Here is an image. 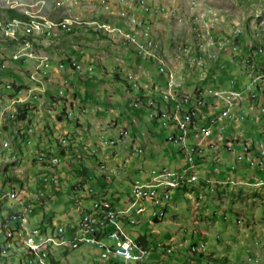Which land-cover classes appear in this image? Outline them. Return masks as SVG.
<instances>
[{"label":"rangeland","instance_id":"rangeland-1","mask_svg":"<svg viewBox=\"0 0 264 264\" xmlns=\"http://www.w3.org/2000/svg\"><path fill=\"white\" fill-rule=\"evenodd\" d=\"M129 1L133 2L134 0ZM110 2L112 5L107 7L102 0H0V26L4 27L5 30L10 24L17 23L21 25L25 19L22 15L11 17L10 9L27 15L28 18L25 20H28V22L37 19L46 21V25L50 26L52 24L53 29L52 34L46 35L39 31L29 33L24 38L5 37L1 34L4 33V30H0V136L6 137L5 145L9 146V143H11L6 151L0 150V182L3 184L11 180L5 183L7 190H10V185L13 184L17 190H24L27 196L26 201L31 200L35 203V211L32 214L29 213L26 217L30 227H40L38 225L44 222V217L47 221L51 218L54 225L53 227H48L53 232L59 225H67L73 218L75 219L79 216L78 205L82 209L92 207V199H86V190L83 188L75 190L71 188V185H77L78 183V171L80 169L86 170L84 168L86 160H73L74 169H70L68 172L62 171L63 176L68 174L69 179L64 177V183L63 180L58 181L59 186L61 182L63 183L61 189L55 186L47 187L45 189L46 195L43 196L45 201L42 205L37 199L41 192V186H39L38 182L43 180L42 173L44 172V170L42 171L44 164L41 161L50 162L49 160L54 156L47 159L42 154L40 155L41 158L39 157L40 161L38 155L41 152V148L35 145L33 139V144L27 145V151L24 153L20 151V143L22 141L20 132L17 129L20 126H25V129L32 130L33 126H37L36 114L41 108L45 110L43 111V117L49 115L48 111L53 115L61 110L60 106L51 107L54 102L49 98L48 93H51L52 89L49 86H43L44 81L50 77V74H48L50 70L52 69V72L57 74L55 68L64 71V67L68 66L67 64L74 69L81 70L85 66L79 59H82V61H95V66L90 71L94 75L92 78L94 84H97L102 95L96 96L91 104L88 105V109H92L102 103L105 108H112L109 113L110 119H117L120 117L118 114L114 115L117 110V102L120 101L118 100L120 98L124 100L125 90L127 89V83L124 79L125 73L121 69V65H124V57L149 66V62H151L149 59L154 58L142 52L141 45L134 46L148 59L133 51L132 45L126 47V52H124L121 47L125 45L122 46L111 40L109 37L111 33H104L105 35L101 36L87 30L88 27H93L91 24H87L86 20L107 21L109 19L114 23H118L121 20L116 13V10L120 8L118 6L119 0H110ZM164 6L167 11L163 9ZM149 16L158 29V38L153 34L154 40L156 43H160L162 47L164 44L167 51L175 55L181 43L187 42L192 47L193 44L189 39L196 38L197 41H199V38L203 39V33L207 34L208 28H211L210 33H213L216 37L230 38L226 40L228 43L226 46H224V40L219 42L217 40L216 44L218 50L230 56L225 59L227 66L232 69L228 77L238 76L240 73L245 72L248 67L246 61L251 59L247 57L245 61L243 59L245 57L243 51L249 49L248 47L253 49V47L259 46L264 40V0H155ZM124 20L127 25L120 26V33L128 32V28L132 23V15H128ZM61 22H65L71 27L65 28L60 25ZM150 29L152 30V28ZM239 29H242V31ZM234 44H238V48H234ZM100 52L104 57V62L107 63L105 64L107 73L97 63L99 58H101L99 56ZM170 56L172 55L170 54ZM162 58L165 59L164 57ZM159 60L164 62L160 58L154 59L153 66L155 65L156 68L150 69L151 79L154 77L156 80H160V77H162L158 70ZM218 63L221 65L222 62ZM130 65H133V62ZM228 68L225 69V72H228L226 71ZM235 68L237 69L235 70ZM134 69L138 71V65ZM181 71H184V69L182 68ZM117 74H120L122 78L116 79ZM51 77L56 78L52 74ZM128 79L130 80L129 77ZM139 82H146V79L141 77ZM228 83L230 84L229 81ZM185 86L189 91L194 89L193 86L190 87L188 84ZM196 86V88H204L198 86V84ZM132 91V97L125 103L129 107L130 114L134 111H141L149 119V110L147 111L143 106H134L133 97L138 92L135 88H132ZM55 92L52 93L53 97L62 95L64 91L63 89H58ZM260 95H262L261 97H263L264 101V93ZM69 99H71L70 96ZM19 106L29 109L26 119L19 118V114L22 113ZM39 118H42L41 115H39ZM52 118L54 119V117H49L50 120L46 119L49 120L48 124H52L51 126L53 127L54 121L51 120ZM150 121H152L158 132L163 131L160 142L168 151L172 152L171 143L169 144L165 141L166 136L171 132L170 128L163 125L161 119L156 124L155 119ZM4 124H6L5 128H8L7 124H12L17 129H12L6 134L3 132ZM43 125L46 126L47 124L43 122ZM249 125L252 126V138L264 140V134L260 127L255 126L248 120L242 124V126ZM51 133L50 137H53L54 140L60 134L56 129L54 132L51 131ZM48 134L49 132H47ZM120 134L124 136L127 132L125 129H121ZM44 135L46 137V133ZM61 139L64 145L68 146V142L65 143V138ZM111 141L113 142V139ZM244 143L250 142L245 141ZM78 147L80 149L76 152L78 153L76 156L83 160L86 157V151H83L81 146ZM173 149L175 150L177 147ZM52 151H54V154L61 156L57 169L63 170V164L68 160V156H62L57 146L52 148ZM52 151L47 149L48 153H53ZM219 151L212 156V153L208 152L210 157L208 161L209 167L221 166L220 163H217V159L221 153L225 155L226 151L223 147ZM176 155L180 159L184 158L183 154L179 152ZM213 160L215 161L213 162ZM69 165L73 168L71 163ZM197 166L198 173L200 172L199 177L201 178L203 166ZM158 167L161 166L153 167L150 170V175H154L153 170H157ZM7 173H12V176L6 175ZM93 179L89 180L87 185L85 184L86 188L89 185H97L96 188L98 187L97 180L95 177ZM248 181L249 183L246 184L248 189L241 182L235 185L233 182L221 181L214 183V187L212 183L209 188H207V185L204 186L203 192L195 188L198 185V183H195L189 191L185 192L186 194L178 196V207L174 208L171 206L163 221H154L152 214L150 215L152 221L142 218V220L148 221H144V223H147L145 231L148 232L150 238V252L147 258L154 257L152 258L153 264H264V248L260 252L258 251L259 248H254L257 239H262L264 242V185H255L250 179ZM196 182H200V180L198 179ZM104 184L109 186L108 197L110 199L113 198V195H116L115 187L122 191L123 199L128 198L126 192L129 191L130 187L127 182L121 183L114 177L104 181ZM238 187L244 188L245 191H237ZM250 192L251 196H249ZM49 193H52V197L47 196ZM5 197L8 199H3L0 206L3 205L2 210L6 213L11 207L13 200L8 196ZM175 197V193L172 194V202L175 201ZM217 197L218 199H216ZM23 201L24 198H21V203ZM246 205L248 208L245 207ZM234 206L238 207L234 208ZM238 209H241V211H238ZM94 211L95 209H92V212ZM175 214L179 217L174 218ZM131 215L139 218L138 216L141 214L132 213ZM238 217L242 219L240 223L237 221ZM255 221L260 225L256 233L249 230L252 224L256 225ZM124 222L125 220L121 221L123 227L135 235L140 224L135 226L133 222H130L131 224H125ZM197 225H201L206 230L204 236H195L198 242L206 243L204 248L206 257L200 254V250L193 252L190 249L195 241L192 233ZM106 237H109V235L105 234L104 240H106ZM223 237L229 243L232 240L233 244L228 246ZM3 238L5 239V236L0 227V241H4ZM159 243L160 245H158ZM169 245L173 248L172 253L166 252ZM259 245H261V242ZM67 246L63 244V247L60 246L61 249L58 246L53 247L51 250L53 253L55 252L61 264H106L99 259V256L102 255L100 249L94 244L82 242L78 247H72V244H67ZM213 251L218 253L217 255L219 256L226 254L230 257V262L210 260L209 256L213 254ZM11 252L5 257L0 256V264H24L22 259L28 253L27 247L21 244ZM256 258L259 259V262H256ZM120 261L124 260L121 259Z\"/></svg>","mask_w":264,"mask_h":264},{"label":"crops","instance_id":"crops-1","mask_svg":"<svg viewBox=\"0 0 264 264\" xmlns=\"http://www.w3.org/2000/svg\"><path fill=\"white\" fill-rule=\"evenodd\" d=\"M137 12L143 14L141 10ZM143 15L146 16L145 18L151 25L154 36L158 38L157 36L158 29L157 26L154 24V21L151 19L149 15L147 14H143ZM189 41L194 45L199 42L197 41L196 38H191L189 39ZM114 42L119 43L118 41H114ZM119 44L122 46L125 45L124 47H121L124 52H126V47H130L126 42ZM248 48L249 49H245L243 51V54L245 56L244 58H246V56L251 55V53L254 52V48L253 49L251 47ZM133 51H135V48H133ZM220 52L221 50H218L219 55H217L215 59H211L208 61L207 65L204 67L205 75L201 76V71L199 67H197L196 65H192L189 62L186 63V61H182V62L178 61L176 59V55L171 52L169 53L167 51L166 46L164 47V44L163 47L156 49L157 55L167 59L172 67L176 66L175 68L180 71L182 68L184 69V71L181 72H184L185 74V75L183 74L185 77V81L178 90V93H184L189 91L188 88L185 86L186 84H188V86L190 87L193 86V88H196L197 84L198 86L200 85L202 87H206V86H212L214 88L229 87L232 86V83L230 81L232 78L237 79L235 86L239 88L244 87L246 80H248V78L250 77L251 66L248 65L247 69H245V72L242 74L240 73L238 76L228 77L232 69L229 66H227L226 64L227 61L225 59L229 58L230 56L224 52L223 53ZM196 53L197 52H195V54ZM170 54L172 56H170ZM99 56L101 58H99L97 63L101 65L103 70H105V73H107V69L105 65L107 63L104 62V57L101 52ZM255 57H256V64L258 65V68H260L259 66H261L264 63V54L259 53L256 54ZM79 60L84 64L85 66L84 69L82 68L81 70H77L69 66V64H67L68 66L64 67L65 69L64 71L55 68L57 74L56 73L54 74V72H52L53 70L51 69L50 73H48L50 74V77L44 81L43 86L44 87L49 86L52 89V92L48 93L49 98L52 99V101L54 102V104L51 107L54 108L60 106L61 110L59 111V113H55L52 115L51 112L48 111L49 115L43 117L44 116L43 111L45 110L41 108V110L39 112L37 111L36 114L37 116L36 123H38V125L35 127L31 125L33 126L32 130L25 129V126L24 127L20 126L17 129L16 126L12 124H7L8 128H5L6 124H4L3 132L7 134L12 129L15 128L20 132L21 141H22L20 143L21 144L20 151L22 153L28 150L27 147L28 144H33L32 139L35 145L41 148L40 149L41 152L45 150V152L48 153L47 149L52 151V148H55V146H57L61 151L62 156L63 155L68 156V160L65 161L64 163L65 165L63 164V170L59 169L61 173L62 171L68 172L70 169H74L73 160L76 161L86 160L85 161L86 165L84 166V168L86 169L85 173L83 174L77 173L78 181L80 182L82 179H86V182H88L89 180H94L93 178L95 177V179L99 184L97 188H96L97 185L95 186L89 185L94 187V194L92 195L88 193V189L86 188V193H85L86 199L90 198L92 199L91 201H93V199L96 196L109 198L108 197L109 196L108 191H110L109 186L105 185L104 181L116 177L119 181H121V183L127 182L130 187L129 191L126 192L128 198L123 199L124 197L122 191L115 187L116 195H113V198L111 199L117 208H125L132 199V183L136 177L148 179L150 176V170L156 166H161V167L168 166L167 168L170 167L169 169L172 168L182 169L187 165V159L185 154L181 151V147L168 141L167 140L168 135H167L165 141H167L169 144L171 143L170 147L173 150L172 152L168 151V149L164 147L160 142V137L163 136V131L158 132L157 129L154 127L152 121H150L152 119H155L156 120L155 124H156V122L159 121L160 119L158 117H154L151 115L152 112L156 114L159 113L157 111L154 112V110L163 111L166 109L173 108V106L175 105L174 100L172 99L164 100L162 98V93L164 92V90H166L167 74H163L160 72V74H162L160 80L159 79L156 80L154 77H153L154 79L153 78L151 79L150 69L153 70L156 68L155 65L153 66V63L155 62L154 60L149 59L151 60V62H149L150 64L149 66V65L139 64L138 62L132 59L129 60L126 57H124L123 60L124 65H121V69L124 70L125 73L124 79L127 83V89L125 90L124 100H122L121 98L118 99L120 101L117 102V110L114 113V115L118 114L120 117L117 119H110L109 113L112 111V108H105V106L102 103L97 106H94L92 109L91 108L88 109V105L91 104L93 99L96 96L102 95V93H100L97 84H94V80L92 79L94 75L93 73H91L90 71L91 69L89 68V66L91 65L93 67L95 66V61L94 62L92 60L82 61V59ZM131 62H133V65H130ZM218 62H222L221 65H219ZM235 63L238 65L237 62ZM137 65H138V71H135L134 68ZM226 68H228V70L226 71H228L229 73L225 72ZM236 69L237 68H235V70ZM129 73H132L138 81L139 78L141 77L145 78L146 82L143 83L139 82L138 84V82L135 80L134 86H138V85L139 86L138 87L131 86L130 81L127 79V75ZM51 74L52 76L55 75V77L58 79L51 77ZM121 78L122 77L120 74L116 75V79H121ZM56 80L59 82H57ZM228 81L230 82V84L228 83ZM194 84H196L195 87ZM132 88H135L138 92V94H136L135 97H133L134 98L133 104L135 101H139L141 99L142 101L140 100V105L136 107L143 106L147 111L149 110V116H150L149 119L141 111H134L132 114H130L131 112L129 110V107L125 103L130 97H132L131 96V93L133 92ZM58 89H63L64 91L63 94L53 97L52 93H56L55 90ZM260 90H261V94H263L264 84L260 86ZM157 95H159V97H157ZM66 96L68 97V100ZM69 96L71 97V99H69ZM150 99L156 101L157 107L155 109L148 106L147 103ZM209 100L215 103V106L214 107L206 106L205 111L209 113L219 111L220 105L217 103V100H215L214 98H209ZM243 105L245 110H241V111H244L246 114V119L243 120V122L248 120L255 126H258L264 130V110H262V107L264 106L263 97H259V99L256 100L255 102L249 101L248 99H244ZM39 115H41L42 118H39ZM49 117H54L55 119V120L53 118L51 119L54 121L53 127L51 126L52 124H48L50 120ZM46 118H48L49 120ZM86 118H87V123H86ZM43 122L46 123L47 125L44 126ZM243 122L237 121L235 120V118L232 117V118H227L224 123L215 124L212 136L203 143V152L201 153V155H199L197 160V165L203 166L201 180L199 179L200 182L188 183V180L185 179L183 181V185H185L184 187L175 189V188H170L167 185L163 186V190L166 193H169L171 192V190H173L172 194L175 193L176 195L175 197L176 203L175 201L174 202L171 201V199H173L172 197L167 202L166 204L167 213L169 212V208L171 206L174 208L178 207L177 205L178 196H183L184 194H186L185 192L189 191L195 183H198V185L195 186V188L203 192L204 186L207 185V188H209L213 184L214 187L215 185L214 183H216L215 181L217 179L223 180L224 178L227 177V174H233L235 178L239 177L240 179L243 180L246 179L255 180L257 175L264 176V171H260V170L258 171L256 169H252L249 167V165L246 162L238 163V166L235 169H233L234 170L233 172L230 173V163L234 159V153L226 149L225 147L226 143L230 140L231 142H233L236 149L239 150L242 145L241 143H239L238 139L240 140L246 138L252 139L251 136L252 126L251 125L242 126ZM200 123L205 124L206 118L200 120ZM55 129L60 134L59 136L55 137L54 140L53 137H50V133L51 131L54 132ZM121 129H127V134H125L124 136L121 135L120 134ZM17 130L16 132H18ZM47 132H49L48 135ZM45 133H46V137H44ZM69 133L70 135L68 136ZM63 137L65 138L66 141L65 143L68 142L67 143L68 146L64 145L61 139ZM111 139H113V142L111 141ZM5 140L6 137L3 138L2 136H0V141H1L0 146H2L0 147L1 151H6L11 145V143L9 142H8L9 146L5 145ZM191 141H193V138L191 139ZM257 141L261 142V140H257ZM78 146H81L82 150L86 151V157L83 160L82 158L76 156L78 155V153L76 152H78L80 149ZM138 147H142L143 151L142 152L138 151L137 150ZM172 147L173 148L177 147V149L174 150ZM222 147L225 149L226 153L225 155H222V153L221 155H219L221 157L220 161L222 162V164L218 170H215L214 169L215 167L208 166V161L210 160L208 152H211L212 153L211 156H212L215 154V152H220L219 150ZM52 152L54 153V151ZM178 152L183 154L184 157L183 159H180L176 155V153ZM214 161L215 160H213V162ZM70 163L73 165V168L69 165ZM101 164H105V167L102 168ZM72 172L75 173L74 170H72ZM6 175L12 176V173L11 174L7 173ZM64 177L69 179L68 174L63 176L62 179L63 183L65 181ZM10 181L11 180H8L6 182H10ZM6 182H4L3 184L2 182H0V203L2 202L3 199H8L7 197L4 196L5 192L7 191L6 189L7 185L5 184ZM63 183L61 182V185L59 186L58 185L59 183L54 185L53 183L45 184L42 182H38L39 186H41L44 190L47 187H52V186L61 189ZM76 187L77 185H73V186L71 185V188L74 190L76 189ZM244 187L248 189L247 186ZM237 191L244 192L245 189L238 187ZM20 197L26 198L27 196L25 192H23L22 194H20ZM216 199H218V197ZM11 203L12 205L6 213L2 210L3 205L0 206V222L3 220L6 221L9 214L12 211L16 209H17L16 211H20L24 207L23 205L29 204V201H26L24 199V201L21 203L20 201L13 200V202ZM145 203L147 205V210H145L143 213H141V215L138 216L139 217L138 222L140 223L138 229H139V234L144 235L142 236L143 238L146 237L148 246H150L148 239L149 235L148 232L145 231L146 230L145 226L147 225V223H144V221L148 222L145 219L152 221L150 219V215L152 214L153 205L149 201ZM90 207H86V208H90ZM236 207L238 206H234V208ZM245 207L248 208L247 205ZM238 211H241V209L240 210L238 209ZM140 216L143 217L140 218ZM174 216H175L174 218L179 217L177 214H175ZM142 218L145 219L142 220ZM75 219L73 218L69 223H72ZM43 221H44L43 224L49 223V220L47 221L45 217ZM160 221H156V222H160ZM196 223L198 222L196 221ZM254 223L256 225L252 224L253 227L252 226L249 227L250 228L249 230H252L256 233L258 231V228H260L259 227L260 225L257 221H255ZM43 224L41 223L39 225H43ZM44 228L49 231V228L46 227ZM193 231H194V239H195L194 242H198V239L196 238L197 236L201 237L206 234V230H204L201 225L195 226ZM223 240L226 242V244H228V246L233 244L232 240H230V243L224 237ZM259 244L256 242V244H254L255 245L254 248L255 249L259 248L258 251L260 252L264 248L263 240L261 241V245ZM217 254L218 253L213 251V254L209 256V259L213 261L221 259L223 260V262H228V263L230 262V257L227 256L226 254H222L221 256ZM204 257H206V255H204ZM152 258L154 257L147 258L145 264H153Z\"/></svg>","mask_w":264,"mask_h":264},{"label":"built area","instance_id":"built-area-1","mask_svg":"<svg viewBox=\"0 0 264 264\" xmlns=\"http://www.w3.org/2000/svg\"><path fill=\"white\" fill-rule=\"evenodd\" d=\"M155 0H134L130 2L129 0H119L120 8L116 10V13L122 18L123 13H130L132 15V23L128 28V33H120V25L112 24L107 21H99L97 26V31L111 33L115 38H121L132 45L148 44V35L143 34V29H140V20H147L144 16L139 15L135 12L136 8H141L142 10L149 11L152 9V5ZM112 5L110 0H107V7ZM165 9V7L163 8ZM34 30L41 31L39 27H30ZM90 28V27H88ZM4 30L6 37L14 36L15 38L22 37L21 29L18 28V24L15 23L12 26H8L5 30L4 27L0 26V30ZM241 31V29H239ZM207 34L203 33V39L199 38L197 44H193V57L192 59H187L186 63L189 62L192 65H196L201 70V76L205 75L204 67L207 65L208 61L215 59L218 55V49L216 48L217 40H224V46L228 43L227 39L216 37L213 33H210L211 28H208ZM53 29L51 28V34ZM236 48L235 45H233ZM257 51L264 52V45H260ZM195 52H197L195 54ZM80 66L79 63H77ZM251 66V79L242 89L237 88H226L227 92L233 94V90L241 91V98H236V101H218L220 105V110L217 112H206L204 110L205 105L211 107L215 106V103L207 101H201L200 98L192 90V95L183 96V100H175V93L183 85L185 77L183 72L174 68H167V66L162 65L158 68L159 72L167 74L166 78V90L162 93L164 100L172 99L175 101L173 109L175 111V119L172 122H165L164 110L161 114H154L153 116H158L163 125L171 128V132L167 136V140L175 143L181 147L182 152L185 154L187 159V165L182 169L174 170H161L156 173H167L175 172L178 175L191 174L197 170V157L203 152V143L212 136L214 126L216 123H224L227 118L235 117V119H243L245 117L241 106L242 100L247 95L252 101H255L258 97L254 85L259 82L264 83L263 78V68L259 71L254 70L255 63L249 62ZM133 76V74H130ZM153 99L148 101V105L152 106ZM135 106L140 105V101L134 102ZM237 107L241 109L237 110ZM170 108V107H168ZM206 118V123H200V120ZM127 130V129H125ZM193 138V141L191 139ZM229 148L232 147L229 145ZM142 151L143 148L141 147ZM60 161L55 160L54 162H46V167L52 169ZM246 161L251 167H259L264 169V145L258 146V153H254V149L251 143H243L242 148L235 152L234 164L232 168L236 167L235 163H240ZM219 162V158L217 159ZM219 166H215L217 169ZM61 179V174L58 170L50 172H45L43 174L44 182H57ZM260 180H264L261 178ZM143 182H156L155 174L150 175L148 179H143L141 177H136L132 183V199L123 209H117L114 207L112 202L108 199L100 198L101 207L96 210V216H91L88 223H80V220H74L72 223H67L64 225H59L58 232L55 237L71 238L72 247H78L82 242L93 241L94 245L104 248V256H99L101 261L106 264H119V260H128V264H137V259L140 256H147L149 253L148 249H142V244L137 243L135 236L131 234V240H123L121 237V230H126V228H116L114 225V218L116 216H123L127 218V214L131 212V208H138V213L143 212L146 209L144 202L149 200L154 205L152 213H159V217L165 215V210L163 204L171 197L172 192L169 193H159L148 192L143 189ZM93 190L92 188L90 189ZM46 194L41 191L38 196V200ZM51 195V194H50ZM5 196H8L12 200H17L21 202L20 193L11 188L6 191ZM24 206V213H32L34 211L33 202L29 201L28 205ZM134 218V217H132ZM7 227L11 231H15L16 239L20 233H29V241L32 244H37L40 250L43 251V245L45 243H52L53 241H43L42 236L32 234V228L29 225V221L23 220L22 214H11L10 219L7 222ZM101 230H109V237H106L105 241H98V234ZM54 247V246H53ZM201 247V245H199ZM5 248V247H4ZM5 253H12L10 249H5Z\"/></svg>","mask_w":264,"mask_h":264},{"label":"bare ground","instance_id":"bare-ground-1","mask_svg":"<svg viewBox=\"0 0 264 264\" xmlns=\"http://www.w3.org/2000/svg\"><path fill=\"white\" fill-rule=\"evenodd\" d=\"M128 15H131V14L130 13H123L122 14V16L124 18L127 17ZM61 23L65 24L67 26V28L71 27L65 22L64 23L61 22ZM86 23L91 24V26L95 30H97V26L99 25V20H91V21L86 20ZM12 25H14V24H10L9 26H12ZM120 26H123V25H120ZM30 27H39V28H41L42 34L45 33L46 35H48L51 33L52 24L50 26H47L46 21H42L39 19L33 20L31 22L24 20L21 25L18 24V28L21 29L22 36H25V35H27L29 33H33V32H38V30H34ZM150 28H151V25L149 24V22L147 20H142V21L140 20V29H143L144 35H148V44H145L144 46H142V48H141L142 52H144L146 55L150 56L151 58L154 57V58H157V59L160 58L161 60H163L164 62L159 60V65H160L159 67H161V64H162V65L167 66V68H174L169 64V61H167V60L163 59L161 56L157 55L156 49L159 48V44L156 43V41L154 40L153 32ZM1 34H3L6 37L5 32L1 33ZM35 35H37V34H35ZM219 41L220 40H218V42ZM192 57H193V48H191V46H189L187 42L181 43L178 46V50L176 52V58L182 62V61H187V59H192ZM248 62H253V61L248 60ZM128 77L130 78V80H133L132 83L134 85V81H135L134 76L129 75ZM263 78H264V68H263ZM194 92L200 98L201 101H207L208 96H211L212 98L217 99L218 101H236V98H241V91L240 90H233V94H230L227 92L226 89H217V88H212V87H205V88H194ZM189 95H192V91H187L184 93H175V100H183V96H189ZM153 104H155L154 101H152V105ZM162 112L163 111L159 112L158 114H161ZM154 114H156V113H154ZM164 119H165V122L174 121L175 111L173 108L164 110ZM126 132H127V130H126ZM137 150L142 151L141 147H138ZM58 159H59L58 156H54L49 161L54 162L55 160H58ZM167 167H158L157 170H153V172L155 173V179H156L155 181L156 182H143V189L148 191V192H156L159 190V193H160V189L163 188L164 185L170 186V188H178L180 186H183V181L185 179H187L188 182H193V181L197 180L199 177V173H200V172L198 173V170H195L191 174H184V175H178L175 172L156 173L157 171H159V169H161V170H174L173 168L169 169L170 167L169 168H167ZM259 181L260 182H258V183H263L264 180H259ZM171 192H173V190H171ZM41 199H42V197H41ZM33 207H35L34 202H33ZM100 207H101V200L96 201V199H95L94 203H93V208H92V209H95V211L92 212V210L91 211L84 210L77 217V220H80V223H88L91 219V216H96V210H99ZM131 211L138 212V208H131ZM22 213H23V220L26 221V217L28 216L29 213H24V207L20 211H14L11 214H22ZM154 215L159 217V213H154ZM125 219H127V218H124L123 216H116L114 218V225L116 226V228H124L121 221L125 220ZM130 222L135 223L136 218H130ZM45 227L49 228L48 226H45ZM58 228L55 229L53 232L50 231V228H49V231L44 228L46 230L47 234L45 236L41 235L43 241H53V245H52V243H45L43 245V251H42V250H40V248L38 247L37 244H32L29 241V233H20V235L16 239L15 231H11V229L6 226L5 234H4L5 239L3 238L4 241H0V255L6 254L5 249H10L12 251L13 249H15L16 247L18 248L19 245L22 244L25 247H27V249H28V253L25 256L26 264H51L49 252L53 249V246L54 247L59 246V248H60V246L63 247V244H65L66 246H67V244H72L71 238L55 237L57 232H58ZM103 231L104 230H101V233L98 234V241H105L104 237H102ZM105 231L107 232V235H109V230H105ZM32 234H34V235L39 234L38 229L37 228L32 229ZM121 237L123 240H131L130 231L121 230ZM86 242L89 244H94L93 241H86ZM137 243H140V242L137 240ZM200 245H201V247H203L205 244L201 243ZM98 247L100 249L101 255L104 256V248L100 247V246H98ZM191 248L192 249H198L199 245L193 244V245H191ZM142 249H148V248L143 246V244H142ZM168 251H171V248H168ZM29 253L30 254L32 253V255H29ZM53 254H55V252ZM145 258H146V256L138 257L137 264H143ZM256 262H258V259H256ZM119 264H128V260H124V261L119 260Z\"/></svg>","mask_w":264,"mask_h":264},{"label":"clouds","instance_id":"clouds-1","mask_svg":"<svg viewBox=\"0 0 264 264\" xmlns=\"http://www.w3.org/2000/svg\"><path fill=\"white\" fill-rule=\"evenodd\" d=\"M154 3H155V1H154ZM119 4V3H118ZM119 7H120V4L118 5ZM165 7V6H164ZM163 7V8H164ZM141 10V12L143 13V14H147V15H149V13H150V11L152 10H149V11H145V10H142L141 8H136L135 9V12L136 13H138L137 12V10ZM164 10H166L167 11V9H166V7H165V9ZM139 15H141V16H144L143 14H140V13H138ZM120 17V16H119ZM144 17H146V16H144ZM121 18V17H120ZM107 22H110V23H112V24H117V25H124V26H126L127 24L125 23V20L123 19V18H121V20H119V22L118 23H114V22H112V20L110 21V20H107ZM89 29H91V28H88V30ZM241 31H242V29H241ZM100 32V31H99ZM101 33H108V32H101ZM110 37L111 38H113V40L114 41H118L119 43H124V42H126L129 46H131L132 44H130L129 42H127V41H125V40H123V39H121V38H115L112 34L110 35ZM156 37V36H155ZM157 38V37H156ZM158 40V39H157ZM262 44L264 45V40L262 41ZM262 44H260V45H262ZM235 46H237L236 48H238V44H234ZM259 45V46H260ZM133 46V48H135V51L139 54V55H141L142 57H145V56H143L137 49H136V47L134 46V45H132ZM259 46H256V47H253L254 48V52L253 53H251V55H248V56H246V58L247 57H249L250 59H251V61H253L254 63H255V67H254V70H256V71H259L260 70V68L262 69V68H264V63L261 65V66H259L260 68H258V65L256 64V58H255V55L256 54H259V53H262V54H264V52H260V51H257V49H258V47ZM160 47H162V45L159 43V48ZM145 58H147V57H145ZM246 58H244V60L246 61ZM254 58V59H253ZM148 59V58H147ZM247 63H248V65H249V62L248 61H246ZM250 66V65H249ZM201 71V70H200ZM130 74H132V73H129L128 75H127V79H128V76L130 75ZM134 76V75H133ZM251 79V70H250V77H249V79L246 81V83H248L249 82V80ZM129 80V79H128ZM134 80H136L137 82H138V84H139V81L136 79V77L134 76ZM130 81V83H131V86H133V83H132V81L131 80H129ZM231 83H232V86H229V87H224V88H218L217 87V89H226V88H237V89H242V88H239V87H237V86H235L236 85V81H237V79H235V78H232L231 80ZM245 83V84H246ZM262 84H264L263 82H259V83H257L256 85H254V88H255V90H256V92L258 93V97H257V99L256 100H258L259 99V97H261L260 96V94H261V90H260V86L262 85ZM139 86V85H138ZM138 86H133V87H138ZM200 86V85H199ZM245 86V85H244ZM197 87V86H196ZM202 87V86H201ZM206 87H212V86H206ZM205 88V87H204ZM212 88H214V87H212ZM194 90V89H193ZM163 98V97H162ZM209 98H212L211 96H208L207 97V104L210 102V100H209ZM244 99H248L249 101H252L247 95L245 96V98ZM243 99V100H244ZM141 100V99H140ZM139 100V101H140ZM167 100V99H166ZM243 100H242V102H241V106H242V108H243V110H245V108L243 107L244 105H243ZM255 100V101H256ZM142 101V100H141ZM255 101H252V102H255ZM149 106V105H148ZM206 106H209V105H205L204 106V110H205V107ZM149 107H152V108H156L157 107V105H153V106H149ZM239 108L237 107V110H238ZM241 109H239L238 111H240ZM262 110H264V106L262 107ZM155 111H157V112H161L160 110H154V112ZM241 112H243L244 113V115H245V117L243 118V119H235V120H237V121H240V122H243V120H245L246 119V114H245V112L244 111H241ZM153 113V112H152ZM152 113H151V115H152ZM153 116V115H152ZM154 117H158V116H154ZM159 118V117H158ZM232 118V117H231ZM233 118H235V117H233ZM262 133L264 134V130L262 129ZM168 139V138H167ZM169 141V140H168ZM238 141H239V143H241V145L245 142V141H247V142H250L251 144H252V147H253V149H254V153H258V146H260V145H264V140H262L261 142L260 141H257L256 139H254V138H252V139H249V138H246V139H242V140H240V139H238ZM238 141H236V142H238ZM229 145L232 147V149H230L229 148ZM225 147H226V149L228 150V151H230V152H233L234 153V158H235V152H237L238 150L236 149V147H235V145L233 144V142H231L230 140L226 143V145H225ZM241 148H242V146H241ZM240 148V149H241ZM239 149V150H240ZM182 151V150H181ZM44 155L47 159H49L51 156H58L59 158H60V161H61V156L60 155H58V154H54V153H46V152H41V153H39V155H38V159H39V157H40V155ZM199 156V155H198ZM219 158V162H217V163H220V165L222 164V162L220 161V159H221V157L219 156L218 157ZM40 160V159H39ZM41 161V160H40ZM59 161V162H60ZM41 162H43L42 164H44V167H43V170H44V172L42 173V176H43V174L45 173V172H52L53 170H54V168H55V170H58L59 171V169H57V167H58V164H59V162L55 165V167L52 169V167L51 168H49V167H46V162L47 161H41ZM243 162H246V161H243ZM240 163H242V162H240ZM247 163V162H246ZM232 164H234V159H233V161H231V163H230V173L231 172H233L234 170L233 169H235L237 166H238V163H235L236 164V167H234V168H232ZM248 164V163H247ZM249 165V164H248ZM101 167L102 168H104L105 167V164H101ZM220 167V166H219ZM219 167L217 168V169H215V170H218L219 169ZM249 167L250 168H252V169H256V170H260V171H264V169H261V168H259V167H251L250 165H249ZM60 172V171H59ZM79 173V172H78ZM60 174H61V179L60 180H62L63 179V176H62V173L60 172ZM80 174V173H79ZM261 178H263L264 179V176H261V175H257L256 176V179L255 180H252V183H254L255 185H259V186H262V185H264V183H262V184H260V183H258L259 182V180L261 179ZM136 179V178H135ZM134 179V180H135ZM198 179H200L201 180V178L200 177H198ZM197 179V180H198ZM236 179H237V181H236ZM133 180V181H134ZM247 180V181H246ZM246 180H243V179H240L239 177L238 178H235L234 177V175L233 174H227V177L226 178H224L223 180H216L215 182H221V181H225V182H227V181H229V182H233L235 185H238L239 184V182H241L242 183V185L243 186H246V184H248L249 183V179H246ZM196 181V180H195ZM42 183H45V184H52L53 182H44L43 180L41 181ZM194 182V181H193ZM58 183V181L57 182H54L53 184L54 185H56ZM87 182H86V179H82L80 182L78 181V183H77V187H76V189L77 188H83L84 190H86V187H85V184H86ZM188 183H191V182H188ZM187 183V184H188ZM81 184H82V187H81ZM10 185V184H9ZM80 185V186H79ZM11 187H10V189L11 188H14V189H16L15 188V186L13 185V184H11L10 185ZM185 185H183V186H180V187H184ZM180 187H178V188H180ZM93 189L92 191L90 190V189ZM41 189V191H43L45 194H46V192H45V190L41 187L40 188ZM88 193H90L91 195L92 194H94V187L93 186H89L88 188ZM175 189H177V188H175ZM17 190V189H16ZM8 191V190H7ZM20 194H22L23 192H24V190L23 189H20V190H17ZM6 193V192H5ZM51 194V195H50ZM40 195V194H39ZM252 194L251 193H249V196H251ZM4 196H5V194H4ZM47 196L48 197H52V193H49V194H47ZM171 197H172V194H171ZM171 197L163 204V208H164V210H165V215L164 216H162V217H158V216H155L153 213H152V216L154 217V221H155V217H158V219H160V220H163L164 218H165V216L167 215V209H166V204H167V202L171 199ZM99 198H104V199H108V200H110L111 202H112V204L114 205V207L115 208H117L116 206H115V204L113 203V201L111 200V199H109V198H106V197H101V196H96L94 199H93V201H92V207H90V208H80V207H78V209L80 210V213L82 212V211H84V210H86V211H91L92 210V208H93V203H94V200L95 199H99ZM25 200H26V198H24ZM38 199V198H37ZM14 201H17V200H14ZM31 201V200H30ZM41 203H42V205H43V203H44V198L42 197V199L41 200H39ZM149 200H146L145 202H148ZM144 202V204L146 205V203ZM150 202V201H149ZM152 203V202H151ZM153 205V204H152ZM22 206V205H21ZM20 206V207H21ZM79 206V205H78ZM19 207V208H20ZM18 208V209H19ZM117 209H123V208H117ZM153 209H154V205H153ZM17 210V209H16ZM16 210H14V211H16ZM145 210H147V205H146V209ZM14 211H12V212H14ZM34 211H35V207H34ZM33 211V212H34ZM11 212V213H12ZM32 212V213H33ZM144 212V211H143ZM143 212H139V213H137L136 212V214H141V213H143ZM152 212H153V210H152ZM11 213L9 214V216H8V218H7V220L6 221H1L0 222V227H1V230L3 231V233L5 232V226H4V224H6L8 221H9V219H10V215H11ZM31 213V214H32ZM80 213H79V215H80ZM133 212H129L128 214H127V219H125V224H131L130 223V218H132V217H134V216H132L131 214H132ZM225 217L227 218V216L225 215ZM134 218H136V223L135 224H133V225H135V226H138L140 223L138 222V218L137 217H134ZM75 220H77V217H76V219ZM159 220V221H160ZM241 217H238V219H237V221L240 223L241 222ZM43 223V222H42ZM50 223H52L53 225H54V222H49L48 224H46L47 226H49V227H51V225H49ZM70 224V223H69ZM53 225H52V227H53ZM38 226H44V225H38ZM45 227V226H44ZM133 236H135V238L141 243V244H143V246H145V247H147L148 248V250H150L149 249V246H148V242H147V239H146V237H142V236H144V235H142V234H139V229H138V231H137V233L134 235V234H132ZM146 235V234H145ZM192 235H193V237H194V231H193V233H192ZM139 236H141V237H139ZM148 239H149V241H150V238H149V236H148ZM262 241V239H257V243L259 244L260 242ZM201 243H204V242H194L193 244H198V245H200ZM192 244V245H193ZM205 245L203 246V247H199L197 250H192L191 248V250L193 251V252H198L199 250H200V252H203L204 253V248L206 247V243H204ZM158 245H160V243L158 244ZM67 247V246H66ZM168 248H171V251H168ZM150 252V251H149ZM166 252H168V253H172L173 252V248L169 245L168 247H167V249H166ZM149 254V253H148ZM148 254H147V256H148ZM205 255V253L202 255V256H204ZM147 256H146V258H145V260H144V263L143 264H145V262H146V259H147ZM57 257V256H56ZM256 259H258V258H256ZM255 259V260H256ZM258 262H259V259H258Z\"/></svg>","mask_w":264,"mask_h":264},{"label":"trees","instance_id":"trees-1","mask_svg":"<svg viewBox=\"0 0 264 264\" xmlns=\"http://www.w3.org/2000/svg\"><path fill=\"white\" fill-rule=\"evenodd\" d=\"M102 2H103V4H106L107 5V0H102ZM10 15H11V17H13V16H21L22 15V17H24L25 19L26 18H28V16L27 15H23V14H21V13H18V12H16L14 9H10ZM123 17V16H122ZM24 19V20H25ZM124 19V18H123ZM106 20V19H105ZM107 20H109V19H107ZM25 21H28V20H25ZM111 21V20H110ZM60 25H63L65 28H67V26L65 25V24H60ZM88 31H90V32H92V33H94V34H99V35H101V36H104L105 34L104 33H101V32H98V31H96V30H94L93 28H91V29H89ZM45 34V33H44ZM23 38H24V36H22ZM110 37V36H109ZM111 38V37H110ZM111 40H113V38H111ZM114 41V40H113ZM153 60L155 59V58H152ZM160 65L158 64V68H160L159 67ZM91 70L93 69V66H91V68H90ZM155 102V104H153V105H156V101H154ZM152 105V106H153ZM19 107H21V106H19ZM21 109V111H22V113L21 114H19V118H21V119H26V117H27V114H28V112H29V109L28 108H25V107H21L20 108ZM80 174H83V173H85V170H83V169H80L79 171H78ZM22 185V184H21ZM80 186V185H79ZM81 187H82V184H81ZM170 187V186H169ZM160 193H166L164 190H163V188H161L160 189ZM100 200V198L99 199H96V201H99ZM160 219H158V217H155V221H159ZM49 222H52V219L50 218L49 219ZM43 224V223H42ZM44 226H47L46 224H43ZM49 225H53L52 223H50ZM4 226H5V228H6V226H7V223L6 224H4ZM44 226H40V227H31L32 229H35V228H37L38 229V231H39V234H37L38 236H45L46 234H47V232H46V230L44 229ZM4 234H5V232H4ZM105 234H107V232L104 230L103 232H102V237H104V235ZM139 237H141V236H139ZM21 243V242H20ZM96 247H98L97 245H96ZM99 248V247H98ZM192 249V248H191ZM192 250H197V249H192ZM200 254L201 255H203L204 253L203 252H200ZM8 255V254H7ZM29 255H32V253L30 254L29 253ZM0 256H6V254H4V255H0ZM49 256H50V261H51V264H61L60 263V260L59 259H57V257H56V255L55 254H53V252L52 251H50L49 252ZM221 259H218L217 261H220ZM22 261H24V264H26V260H25V256L23 257V259H22ZM221 261H223V260H221Z\"/></svg>","mask_w":264,"mask_h":264}]
</instances>
